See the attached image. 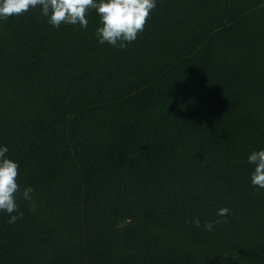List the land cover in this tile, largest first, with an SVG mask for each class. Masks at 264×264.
Listing matches in <instances>:
<instances>
[{"label":"trees","instance_id":"16d2710c","mask_svg":"<svg viewBox=\"0 0 264 264\" xmlns=\"http://www.w3.org/2000/svg\"><path fill=\"white\" fill-rule=\"evenodd\" d=\"M87 19L0 21V144L34 189L0 214V264H264L246 162L264 148V0H157L123 49Z\"/></svg>","mask_w":264,"mask_h":264},{"label":"clouds","instance_id":"9594fccd","mask_svg":"<svg viewBox=\"0 0 264 264\" xmlns=\"http://www.w3.org/2000/svg\"><path fill=\"white\" fill-rule=\"evenodd\" d=\"M156 4L157 0H0V21L39 8L40 14L53 27L66 23L87 28V13L94 10L99 18V25L94 30L97 42L123 49L144 30ZM8 152V146L0 144V214L7 215L6 222L13 224L24 215L18 210L17 194L23 200L33 202L34 189L26 186L21 190L17 180L19 164L7 155ZM246 162L253 166L249 183L264 189V148L251 151ZM33 209L34 203L29 210ZM229 212L227 207L220 208L217 216L225 217ZM192 222L197 227L201 224L199 218ZM213 227L212 222L204 224L206 231H212Z\"/></svg>","mask_w":264,"mask_h":264}]
</instances>
